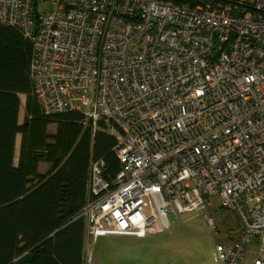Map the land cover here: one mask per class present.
Masks as SVG:
<instances>
[{"label": "built area", "instance_id": "obj_1", "mask_svg": "<svg viewBox=\"0 0 264 264\" xmlns=\"http://www.w3.org/2000/svg\"><path fill=\"white\" fill-rule=\"evenodd\" d=\"M0 25L32 41L44 114L111 121L120 169L91 163L83 263L99 236L163 233L218 197L241 228L214 264H264V0H0Z\"/></svg>", "mask_w": 264, "mask_h": 264}, {"label": "trees", "instance_id": "obj_2", "mask_svg": "<svg viewBox=\"0 0 264 264\" xmlns=\"http://www.w3.org/2000/svg\"><path fill=\"white\" fill-rule=\"evenodd\" d=\"M32 49L18 28L0 25V264H84L79 215L89 198L91 163L103 160V176L112 178L120 169L116 138L105 117L93 125L80 111L43 113L28 73Z\"/></svg>", "mask_w": 264, "mask_h": 264}, {"label": "rangeland", "instance_id": "obj_3", "mask_svg": "<svg viewBox=\"0 0 264 264\" xmlns=\"http://www.w3.org/2000/svg\"><path fill=\"white\" fill-rule=\"evenodd\" d=\"M39 13L51 5L35 2ZM19 120L24 117L25 96L20 95ZM55 129V124L49 126ZM20 135L16 138V152ZM16 160V159H15ZM204 214L213 218L215 230L210 232ZM191 217L186 223L181 220ZM171 221L176 218L170 214ZM180 223L163 233L146 237L99 236L93 245L92 261L96 264H214L215 243L229 244L239 234L241 223L235 211L221 206L218 197H207L205 208L199 212H187L180 216ZM90 256L84 264H90Z\"/></svg>", "mask_w": 264, "mask_h": 264}, {"label": "crops", "instance_id": "obj_4", "mask_svg": "<svg viewBox=\"0 0 264 264\" xmlns=\"http://www.w3.org/2000/svg\"><path fill=\"white\" fill-rule=\"evenodd\" d=\"M42 167H44V166H42Z\"/></svg>", "mask_w": 264, "mask_h": 264}]
</instances>
